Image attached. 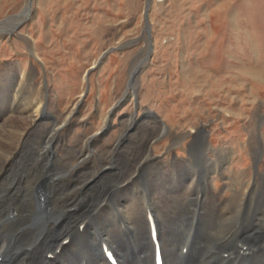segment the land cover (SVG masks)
<instances>
[{"label":"rangeland","instance_id":"374dc122","mask_svg":"<svg viewBox=\"0 0 264 264\" xmlns=\"http://www.w3.org/2000/svg\"><path fill=\"white\" fill-rule=\"evenodd\" d=\"M146 3L0 0V141L5 128L12 148L19 145L12 155L32 156L24 140L39 136L41 145L56 124L53 148L74 174L125 157L128 147L142 150L140 128L152 127L146 114L155 111L168 129L151 139L150 165L194 161L190 146L205 129L206 158L231 153L211 179L219 200L235 192L241 200L250 186L264 191V0H153V50L136 76L137 98L123 100L148 48ZM45 99L57 122L43 109L29 125Z\"/></svg>","mask_w":264,"mask_h":264},{"label":"bare ground","instance_id":"6f19581e","mask_svg":"<svg viewBox=\"0 0 264 264\" xmlns=\"http://www.w3.org/2000/svg\"><path fill=\"white\" fill-rule=\"evenodd\" d=\"M147 54L148 48L134 67ZM137 82L136 76L129 79L131 97L136 96ZM41 110L51 116L39 102L29 125L37 124ZM149 114L146 123L152 127L140 128L142 150L134 144L127 148L129 155L118 152L110 163L102 162V170L88 164L87 171L78 169L74 174V168L60 166L61 157L53 148L56 124L45 130L41 145L39 136L24 140L21 150L30 148L32 156L21 153L14 158L11 154L20 150L19 145L13 149L15 143L8 141L3 129L0 264H109L103 246L112 248L123 264H153L152 219L166 264H264L263 189L250 186L241 200L237 192L227 204L219 200L211 179L231 163V153L223 151L216 160L206 158L200 140L207 134L205 129L190 146L194 161L179 165L174 159L162 168L150 165L151 139L168 128L154 112ZM132 160L137 168L131 169Z\"/></svg>","mask_w":264,"mask_h":264},{"label":"water","instance_id":"95a60500","mask_svg":"<svg viewBox=\"0 0 264 264\" xmlns=\"http://www.w3.org/2000/svg\"><path fill=\"white\" fill-rule=\"evenodd\" d=\"M151 3H152V0H147V4H146V10H145V25H146V30H147V32H149V34H150V23H149V9H150V6H151ZM150 42H149V54H148V57L150 56V53H151V50H152V46H153V40H152V38H151V36H150V40H149ZM110 51V50H109ZM107 53V52H106ZM104 56H102L101 57V59L103 58ZM140 69H141V66L140 65H138L137 67H136V69L132 72V76H131V78L133 77V76H137V74L139 73V71H140Z\"/></svg>","mask_w":264,"mask_h":264}]
</instances>
